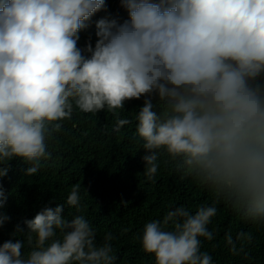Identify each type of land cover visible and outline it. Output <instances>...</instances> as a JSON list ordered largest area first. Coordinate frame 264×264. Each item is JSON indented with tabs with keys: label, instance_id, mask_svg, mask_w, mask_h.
Wrapping results in <instances>:
<instances>
[{
	"label": "clouds",
	"instance_id": "1",
	"mask_svg": "<svg viewBox=\"0 0 264 264\" xmlns=\"http://www.w3.org/2000/svg\"><path fill=\"white\" fill-rule=\"evenodd\" d=\"M115 1L0 0V178L15 158L36 174L63 121L106 109L114 132L135 126L147 180L171 165L213 197L146 223L144 252L155 264H213L202 247L220 204L264 227V0ZM80 191L66 201L77 212ZM64 208L26 220L27 233L17 226L24 239L0 246V264H114L112 233L98 243L85 216L67 220ZM253 242L252 231H225L233 256L247 259Z\"/></svg>",
	"mask_w": 264,
	"mask_h": 264
},
{
	"label": "trees",
	"instance_id": "2",
	"mask_svg": "<svg viewBox=\"0 0 264 264\" xmlns=\"http://www.w3.org/2000/svg\"><path fill=\"white\" fill-rule=\"evenodd\" d=\"M120 6L121 0L113 4L114 8ZM257 82L264 84V75ZM137 104V110L124 105L121 118L136 115L143 106ZM158 105L159 102L154 110L159 112ZM114 123L115 116L106 109L95 114L77 109L71 120L62 122L61 132L49 143L52 157L41 161L36 174L26 175L31 164L21 158L5 162L9 163V172L0 178L5 196L0 217L10 219L0 227V246L10 239L23 241L22 235H13L17 226L27 233L26 220L34 219L46 207L55 209L64 204V218L85 216L97 230L98 243L112 233L117 257L114 264H155L154 255L144 252L140 240L146 223L162 221L166 211L174 206H187L195 212L198 205L212 203V194L206 188L197 186L189 177L181 179L182 173L171 165L161 163L154 181L147 180L143 175L145 152L134 135L135 126L126 125L116 133L112 130ZM77 183L81 184L79 212L66 204ZM218 208V216L209 225L210 230L216 229V238L203 241L202 247L212 256L213 264H264V227L251 225L223 204ZM229 228L233 232H253L254 242L247 246V259L233 256L226 247L224 234ZM29 250L25 242L24 253Z\"/></svg>",
	"mask_w": 264,
	"mask_h": 264
}]
</instances>
